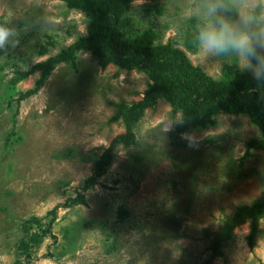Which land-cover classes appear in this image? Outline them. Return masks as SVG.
<instances>
[{
  "label": "rangeland",
  "instance_id": "1",
  "mask_svg": "<svg viewBox=\"0 0 264 264\" xmlns=\"http://www.w3.org/2000/svg\"><path fill=\"white\" fill-rule=\"evenodd\" d=\"M256 2L264 6H237ZM196 4L131 0L122 30L182 49L217 82L225 67L251 78L236 60L195 46L188 17ZM89 23L87 12L66 0H0V24L17 33L16 43L0 48V264H205L224 220L264 198V148L253 145L261 129L245 111L213 103L200 111L201 91L178 111L161 97L136 123L133 142L116 144L107 172L84 192L86 203L64 205L127 132L117 112L154 82L149 70L104 65L79 50L75 63H58L24 97L41 71L18 79L19 71L87 36ZM259 227L251 246L250 221L238 225L211 264H264V216ZM36 231L43 239L24 248L22 240Z\"/></svg>",
  "mask_w": 264,
  "mask_h": 264
},
{
  "label": "trees",
  "instance_id": "2",
  "mask_svg": "<svg viewBox=\"0 0 264 264\" xmlns=\"http://www.w3.org/2000/svg\"><path fill=\"white\" fill-rule=\"evenodd\" d=\"M68 6L84 9L90 17L89 34L80 37L56 55L44 61L37 62L28 70L19 71L18 79L28 77L36 70L41 71L34 88L26 91L23 96L36 93L60 62L75 63L79 50H88L98 58L102 64L118 63L127 68L149 70L154 82L145 91L141 100L125 104L115 118H123L127 124V132L119 135L114 142L103 152L96 162L95 171L85 180L82 190L77 196L68 199L64 205L86 203L85 191L95 187L107 172L114 159V150L118 142L131 144L134 140V127L144 115L146 108L152 106L161 97H167L174 103V111L187 104L201 91L205 97L198 101L200 111L210 109L213 103L217 109H236L252 115L261 129L259 142L253 143L257 148H264V82H256L246 78L238 70L225 67V78L217 82L194 68L188 55L182 49L171 44L146 43L138 36H126L122 30L124 16L130 9L131 0H66ZM204 117V116H203ZM205 118V117H204ZM188 122L196 123L195 117H188ZM251 145V146H253ZM250 147V146H249ZM249 152V150H247ZM55 206L51 213L53 217L47 231L57 216ZM124 215V213H121ZM264 216V198L256 200L250 205H242L227 219L222 229L211 240L212 254L205 264H211L216 256L222 253V244L229 240L235 228L247 221L251 223L250 245L260 231L259 220ZM43 234L33 232L27 241L22 240L25 248L30 241L39 242Z\"/></svg>",
  "mask_w": 264,
  "mask_h": 264
},
{
  "label": "clouds",
  "instance_id": "3",
  "mask_svg": "<svg viewBox=\"0 0 264 264\" xmlns=\"http://www.w3.org/2000/svg\"><path fill=\"white\" fill-rule=\"evenodd\" d=\"M195 46L211 56L236 60L254 81L264 82V6H237V0H197L191 16ZM0 24V48L17 41Z\"/></svg>",
  "mask_w": 264,
  "mask_h": 264
}]
</instances>
